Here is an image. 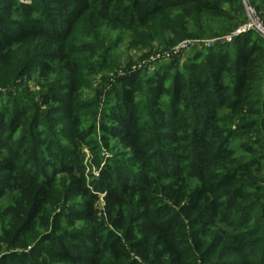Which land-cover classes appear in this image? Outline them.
I'll return each mask as SVG.
<instances>
[{
	"label": "trees",
	"instance_id": "obj_1",
	"mask_svg": "<svg viewBox=\"0 0 264 264\" xmlns=\"http://www.w3.org/2000/svg\"><path fill=\"white\" fill-rule=\"evenodd\" d=\"M235 2L242 8L240 0H0V61L7 65L12 48L40 40L48 44V59L64 61V46L89 11L102 10V20L128 28L134 22L146 26L164 11L178 7L220 17L225 5ZM249 33L258 35L250 31L234 36L232 49L225 44L206 49L204 56L187 67V77L166 72L119 79L98 134L101 142L113 141L126 150L127 161L137 173L115 162L106 163L93 184L113 231L100 228L95 209L99 197L90 191L80 165V148L88 146L86 140L95 128H80L78 117L73 116L78 107L77 88L66 84L61 94L43 99L55 105L50 109L54 115L69 119L63 134L71 139L70 145L42 134L37 129L40 119H35L33 130L30 127L38 131L31 144L15 138L16 131L25 129L31 120L23 107H2L0 199L15 194L21 217L18 234H33V240L37 239L35 227L45 222L59 174L68 180V193L86 199L66 219L89 225L67 235L45 233L34 245L29 241L25 244L29 253L13 258L14 264H36L40 259L57 264H188V250L199 254L201 264H209L202 254L204 240L216 222L224 223L235 214L246 226L250 219L249 212L241 209L248 200L241 185L250 186L253 166L233 160L219 125L222 111L240 115L252 109V99L258 98L264 129V88L258 86L264 85V46ZM161 166L170 170L164 175L171 178L172 190L165 195L176 201L179 212L159 203L153 193L155 176L150 174ZM189 179L196 181L194 188L187 185ZM130 205L133 211L125 212Z\"/></svg>",
	"mask_w": 264,
	"mask_h": 264
},
{
	"label": "rangeland",
	"instance_id": "obj_2",
	"mask_svg": "<svg viewBox=\"0 0 264 264\" xmlns=\"http://www.w3.org/2000/svg\"><path fill=\"white\" fill-rule=\"evenodd\" d=\"M251 5L264 22V3L251 0ZM242 8L235 2L225 5L220 17H212L191 13L192 7H178L164 11L146 26L134 22L128 28H121L114 21L102 20L100 9L89 11L74 26L64 46V61L52 62L48 59L45 55L49 50L48 44L41 40L12 48L7 56V65L0 61V110L4 106L12 108V104L26 110L31 123L25 129L16 131L15 138L22 137L27 144H31V137L38 132L32 131V125L35 119H40L42 123L37 129L42 130V134L55 141L62 139V144L70 145L71 139L63 134L70 126L69 119L61 114L54 115L50 109L55 105L52 102L46 104L43 99L61 94L66 84L77 88L74 97L78 107L72 112L73 116L78 117L80 128H95L86 140L88 146L80 148V165L90 191L99 197L95 203L99 226L113 231L105 214L102 196L93 184L106 163L115 162L137 173L136 167L127 161L126 150L113 141L101 142L98 134L102 116L111 108L113 92L116 87L119 88V79L133 74L149 78L166 72H179L187 77V67L198 56H204L206 49L223 44L233 48L232 39L246 22ZM249 34L264 46L263 38ZM258 86L263 90L264 85L258 83ZM139 98L145 100L144 96ZM252 100L253 108L240 115L233 116L227 111L219 115V125L225 132L224 137L228 138L233 160L250 168L253 166L250 186L249 183L241 185L248 192V200L241 205V209L249 212L250 219L246 226L235 214L224 223L216 222L210 236L204 240L202 254L205 260H210L209 264H264V129L261 126V99ZM40 138L43 139V136ZM171 165L168 163V166ZM256 168H259L258 171ZM154 169L150 174L155 176H152L154 195L159 203L179 212V206L174 205L176 201L167 197L172 190V181L164 174L170 170L162 166ZM196 184L194 179L187 181L191 188ZM52 196L46 206L44 224L35 227L34 233L38 236L35 241L33 234L31 237L30 234H18L21 217L15 194L0 199V264H14L13 258H22L29 253L25 244L31 241L30 245H34L45 233L67 235L73 230L89 228L86 223L71 224L66 219L70 211L82 208L86 199L68 193V180L64 174L55 177ZM132 211V205L125 209V212ZM187 252L188 264L202 263L194 250ZM34 262L57 264L42 259ZM139 262L151 264L149 261Z\"/></svg>",
	"mask_w": 264,
	"mask_h": 264
},
{
	"label": "built area",
	"instance_id": "obj_3",
	"mask_svg": "<svg viewBox=\"0 0 264 264\" xmlns=\"http://www.w3.org/2000/svg\"><path fill=\"white\" fill-rule=\"evenodd\" d=\"M246 15V22L241 30L236 33L243 34L248 31H254L264 39V24L256 13L255 8L251 5V0H240Z\"/></svg>",
	"mask_w": 264,
	"mask_h": 264
}]
</instances>
